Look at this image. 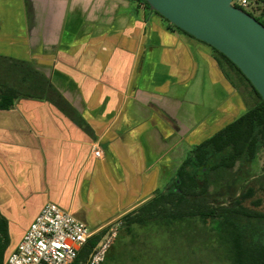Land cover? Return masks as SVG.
<instances>
[{"label":"crops","instance_id":"obj_1","mask_svg":"<svg viewBox=\"0 0 264 264\" xmlns=\"http://www.w3.org/2000/svg\"><path fill=\"white\" fill-rule=\"evenodd\" d=\"M21 78L23 94L0 109L9 234L19 243L52 202L104 233L102 264L125 254L123 218L168 189L191 145L247 110L214 50L139 0H0V87ZM34 81L48 94L27 90Z\"/></svg>","mask_w":264,"mask_h":264},{"label":"trees","instance_id":"obj_2","mask_svg":"<svg viewBox=\"0 0 264 264\" xmlns=\"http://www.w3.org/2000/svg\"><path fill=\"white\" fill-rule=\"evenodd\" d=\"M139 1L150 9L144 0ZM252 2L259 14L255 15L252 8L244 11L264 25V0ZM169 25L189 35L171 23ZM212 49L223 65L236 76H242L254 102L237 119L191 148L168 189L157 192L123 218L121 228L127 232L129 241L121 242L115 250L125 251V254L118 256L115 252L107 258L106 264H156V255L151 253L153 246L152 249L149 246L153 236L161 233L168 237H174V233L185 235L186 230L181 227L198 223L208 225L205 234L218 237L231 264H264V175L251 178L247 183L243 180L241 190L237 188L264 149V101L240 69L225 55ZM15 68L21 71L25 81L32 78L26 68ZM23 79L12 86L0 87V109L11 108L23 94ZM27 88L49 92L45 82L34 81ZM103 236V232L93 234L73 264H88ZM9 243V224L0 212V264L8 259ZM133 251H144V256L135 258Z\"/></svg>","mask_w":264,"mask_h":264},{"label":"water","instance_id":"obj_3","mask_svg":"<svg viewBox=\"0 0 264 264\" xmlns=\"http://www.w3.org/2000/svg\"><path fill=\"white\" fill-rule=\"evenodd\" d=\"M144 1L151 11L225 55L264 101V25L255 17L232 5L233 0Z\"/></svg>","mask_w":264,"mask_h":264},{"label":"built area","instance_id":"obj_4","mask_svg":"<svg viewBox=\"0 0 264 264\" xmlns=\"http://www.w3.org/2000/svg\"><path fill=\"white\" fill-rule=\"evenodd\" d=\"M232 5L251 10L252 0H233ZM96 156L101 150L95 151ZM93 235L86 223L70 211L49 202L41 209L17 248L4 264H73L80 250ZM109 241L94 248L88 264H102Z\"/></svg>","mask_w":264,"mask_h":264},{"label":"rangeland","instance_id":"obj_5","mask_svg":"<svg viewBox=\"0 0 264 264\" xmlns=\"http://www.w3.org/2000/svg\"><path fill=\"white\" fill-rule=\"evenodd\" d=\"M252 11L255 15L259 14V10L256 6L252 7ZM17 18L19 19V17ZM232 79L233 85L239 88V91L241 92L240 95L242 94L246 96V106L248 108L254 102V97H252L249 87L245 86V81L239 74L238 78ZM240 88H242L243 90H241ZM224 95L225 93L223 91V97ZM231 102L234 104V99ZM243 113L244 111H241L239 113V116H241ZM195 145H198V143L192 144L191 148ZM261 160L262 162H259V164L257 162L253 163L251 165L249 174L244 175L243 179L239 181L240 184L237 185L239 191L241 190V187L244 183L251 181V178H257L264 175V153L261 155ZM244 178H246V180ZM262 180L264 182V178H262ZM113 227L116 228L119 226ZM181 228L183 230H186L185 235H183L182 233H174V237H168L161 233L153 236L150 239L149 246H151V249L153 246L154 252L151 251V253H155L154 255H156V264H231L229 258L225 253V249L221 247L218 237L211 238L208 234H205V228L207 232L209 230L208 225L205 227L200 223L195 225L191 224V226L186 224V226H183ZM17 238V233H12L10 235L8 250L17 245Z\"/></svg>","mask_w":264,"mask_h":264},{"label":"flooded vegetation","instance_id":"obj_6","mask_svg":"<svg viewBox=\"0 0 264 264\" xmlns=\"http://www.w3.org/2000/svg\"><path fill=\"white\" fill-rule=\"evenodd\" d=\"M190 150H191V149H190ZM190 150H189V151H190ZM176 173H177V172H176ZM175 176H176V174H175ZM175 176H174V177H175ZM173 179H174V178H173Z\"/></svg>","mask_w":264,"mask_h":264}]
</instances>
